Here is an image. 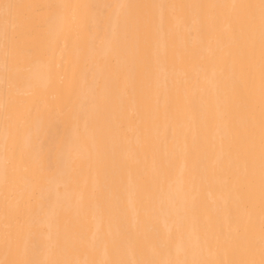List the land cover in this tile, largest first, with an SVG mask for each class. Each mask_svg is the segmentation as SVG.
Returning a JSON list of instances; mask_svg holds the SVG:
<instances>
[{
  "label": "bare ground",
  "instance_id": "1",
  "mask_svg": "<svg viewBox=\"0 0 264 264\" xmlns=\"http://www.w3.org/2000/svg\"><path fill=\"white\" fill-rule=\"evenodd\" d=\"M6 2L239 5L259 0ZM112 13L114 20L139 17V29L126 36L120 29L117 43L114 24L101 23L95 10H74L66 20L59 8L15 12L16 40L24 54L16 55L7 82L0 67V146L7 117L16 125L19 149L7 182L0 152V261L258 262V10L251 53L239 8L214 10L206 26L198 9ZM26 150L46 165L38 176L48 175L49 157L55 161L64 152L79 167L69 174L58 166L50 179L28 177L20 165ZM41 205L45 212L37 217ZM249 238L256 241L251 254Z\"/></svg>",
  "mask_w": 264,
  "mask_h": 264
},
{
  "label": "snow or ice",
  "instance_id": "2",
  "mask_svg": "<svg viewBox=\"0 0 264 264\" xmlns=\"http://www.w3.org/2000/svg\"><path fill=\"white\" fill-rule=\"evenodd\" d=\"M23 7H33L38 10H46L59 8L64 11V19L66 20L69 16L74 14V10H95L97 16L101 23H106L109 25L114 24L112 37L113 41L118 43L119 40V30L123 29V33L126 36L130 29H139L141 20L139 17L133 18L131 15H124L122 17L113 18V9H133V8H149L158 7L161 9H171L175 10H193L198 9L201 15V22L205 26L209 21L213 19L212 12L216 9L224 7H232L242 9L245 13V19L248 25V37L246 41V46L251 53L254 48V29L256 24L255 12L258 10L259 13V42H260V195H259V205H260V217H259V250H260V260L257 262L254 259H233V260H218L209 261L205 259H138L135 261H129L126 259H109L103 261L96 260H85V261H74V260H56V259H37L33 258H22L15 261H0V264H264V0H259L258 4L247 3L239 5H221L213 3H200V4H158V5H133V4H61V5H30L24 6L19 4H14L6 2V0H0V9H2V14H0V46H2L3 60L0 67H2L4 72L5 81L9 79L12 72V65L14 63L17 54H24L23 47L16 40L14 26L16 24V10ZM56 72L55 63H50V75H54ZM251 78V73H250ZM16 125L10 120V118L5 119L4 124V139L3 144L0 146V152L3 154V164H4V177L5 182L8 180L9 167L14 164L16 160V152L19 149V142L16 138L17 134L15 132ZM49 163L47 165L48 175L38 176L42 170L46 167L43 159H34L29 151H25L23 159L20 161V165L23 168L24 174L28 177L35 179H50L55 175V169L59 167H64L66 172L71 174L76 171L79 167V162L74 161L71 156L67 153H61L57 156L55 161L49 157ZM250 205L254 209L255 200L254 196L250 194ZM20 203L18 202V208ZM51 207V197H49V205ZM45 212V206L41 205L37 217ZM251 220V213H250ZM38 223V221H37ZM22 227V225H20ZM256 241L252 238L247 240L246 251L251 254L255 250ZM192 247L191 243L186 245V252Z\"/></svg>",
  "mask_w": 264,
  "mask_h": 264
}]
</instances>
